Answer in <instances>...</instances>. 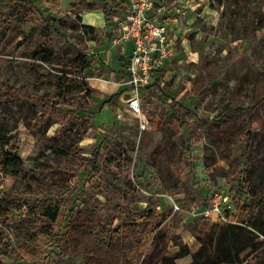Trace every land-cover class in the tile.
Returning a JSON list of instances; mask_svg holds the SVG:
<instances>
[{"label": "rangeland", "instance_id": "374dc122", "mask_svg": "<svg viewBox=\"0 0 264 264\" xmlns=\"http://www.w3.org/2000/svg\"><path fill=\"white\" fill-rule=\"evenodd\" d=\"M129 1H0V94L17 93L0 102V131L10 142L0 143V163L11 153L23 161L15 171L0 166V208L10 212L0 216L1 264H54L60 254L39 201L25 194L34 178L51 185V170L74 177L50 197L61 207L53 226L59 237L71 210L93 212L114 229L125 213L144 211L152 217L142 247L131 252L139 264L158 231L171 240L170 253L190 252L176 264H247L254 256L249 249L223 262L218 243L239 212L227 217L226 205L222 215L207 211L215 194L248 204L252 190H264V145L256 144L253 171H244L246 134L255 144L264 132V0L154 1L152 14L167 28L174 53L139 90L147 118L165 124L146 132L136 120L117 119L106 103L131 93L129 55L112 41ZM36 95L54 107L29 99ZM227 115L230 126L222 131L216 122ZM97 151L95 175L87 161ZM120 153L122 168L109 166ZM241 179L249 182L246 195L234 192Z\"/></svg>", "mask_w": 264, "mask_h": 264}, {"label": "trees", "instance_id": "16d2710c", "mask_svg": "<svg viewBox=\"0 0 264 264\" xmlns=\"http://www.w3.org/2000/svg\"><path fill=\"white\" fill-rule=\"evenodd\" d=\"M84 27L85 29H92L89 26ZM16 94L15 89H8L4 94H0V102L5 99H16ZM120 96V94H114L106 102L112 110L119 107ZM29 99L43 108L54 107V105L46 102L44 96H29ZM229 122L227 115L216 122V125L222 131H227L230 126ZM152 125L163 127L165 124L161 118H157L152 121ZM246 135L248 136V146L245 149L244 157L248 167L244 171L247 173L252 172V169L256 166L257 156L255 150H258L256 144L259 145V148L264 145V132L257 134L255 144L251 140L252 134L248 133ZM0 143L10 144L8 140L3 142L2 131H0ZM76 147L74 146L72 150H75ZM65 153H68V151L65 150ZM70 154H73V152ZM6 155L9 154L6 153ZM100 156V151H97L93 158L87 161L88 170L95 175L100 172L98 165ZM62 157L66 158L68 156L62 153ZM123 160L124 154L120 153L115 158L108 160L107 164L111 167L122 168ZM0 166L4 170L11 167L15 171L23 166V161L17 155L11 153L8 158L0 163ZM51 172L54 180L51 185L47 186L42 178H34L32 186L25 194L37 198L40 203V215L50 222L51 228L49 229L51 230L48 233L50 235L48 239L60 250L54 264H72L67 259L69 256L83 260L84 264H139L131 257V252L139 251L142 247L143 237L152 216L144 211L136 212L134 215L124 212L126 215L122 218V225L114 229L101 224L98 216L93 212L85 210L74 212L71 210L65 218L68 231L64 236L59 237L53 231V226L62 218L61 207L54 203L50 197L66 188L74 177L64 170H51ZM249 187V182L241 179L238 188H232V190L235 189V193L246 195ZM48 191H51V194H48ZM234 207L239 212L238 220H240V223H230L218 243V251L224 256L223 262H232L234 257H239L247 250L252 249L254 256L247 264H264V241L261 242V245L259 244V247L256 245L259 236L264 237V190L260 195L257 190H252V196L248 204H243L241 200H237ZM9 213V211L0 208V216ZM231 216H233V212L227 211V217L230 218ZM170 242L171 240L162 231L156 232L146 249L145 258L141 264H176L178 259L190 254L189 251L184 249L170 253L168 249ZM174 244V246H178V243L174 242ZM1 255L2 252L0 251V257Z\"/></svg>", "mask_w": 264, "mask_h": 264}, {"label": "built area", "instance_id": "2783aa9c", "mask_svg": "<svg viewBox=\"0 0 264 264\" xmlns=\"http://www.w3.org/2000/svg\"><path fill=\"white\" fill-rule=\"evenodd\" d=\"M154 1L130 0L123 17L117 20L112 32L115 46L131 47L127 61V85L131 88V93L120 101L116 118L124 120L127 116L131 120H136L141 132L149 131L152 122L143 112L139 90L151 83L152 75L159 72L174 53L167 28L152 14ZM230 201L228 196L215 194L207 216L209 217L211 213L222 215V205H226V211L234 212V204H230Z\"/></svg>", "mask_w": 264, "mask_h": 264}, {"label": "crops", "instance_id": "0c3cea01", "mask_svg": "<svg viewBox=\"0 0 264 264\" xmlns=\"http://www.w3.org/2000/svg\"><path fill=\"white\" fill-rule=\"evenodd\" d=\"M120 48H121V50H122L124 53L127 52V55L130 56V54H131V47H130V45L123 46V47H120ZM119 106H120V105H119Z\"/></svg>", "mask_w": 264, "mask_h": 264}]
</instances>
